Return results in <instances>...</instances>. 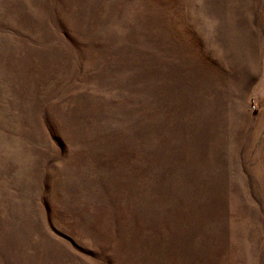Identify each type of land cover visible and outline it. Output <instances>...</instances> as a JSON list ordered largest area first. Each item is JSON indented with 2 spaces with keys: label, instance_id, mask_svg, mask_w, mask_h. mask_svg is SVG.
Instances as JSON below:
<instances>
[{
  "label": "rangeland",
  "instance_id": "obj_1",
  "mask_svg": "<svg viewBox=\"0 0 264 264\" xmlns=\"http://www.w3.org/2000/svg\"><path fill=\"white\" fill-rule=\"evenodd\" d=\"M0 264H264V0H0Z\"/></svg>",
  "mask_w": 264,
  "mask_h": 264
}]
</instances>
